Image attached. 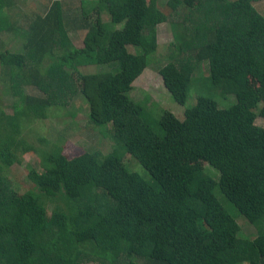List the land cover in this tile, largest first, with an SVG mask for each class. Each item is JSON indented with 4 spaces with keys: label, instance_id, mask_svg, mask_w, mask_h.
Instances as JSON below:
<instances>
[{
    "label": "trees",
    "instance_id": "1",
    "mask_svg": "<svg viewBox=\"0 0 264 264\" xmlns=\"http://www.w3.org/2000/svg\"><path fill=\"white\" fill-rule=\"evenodd\" d=\"M262 1L170 0L163 12L148 0H96L93 9L104 7L111 22H84L80 48L63 29L62 0L22 26L0 16V34L25 40L22 54L0 52L18 104L15 114L0 116V264H264V126L257 124L264 118V15L256 8ZM165 22L182 37L158 73L179 105L191 90L196 102L183 118L164 109L157 120L130 92L158 62V25ZM46 55L62 65L41 74ZM204 63L203 83L235 96L233 103L194 90ZM100 66L101 73L78 71ZM26 84L41 96L25 95ZM75 97L87 106L92 127L110 130V153L68 158L56 145L39 151L24 143L21 118H42ZM21 146L43 166L31 171L33 186L24 192L5 174L19 163ZM125 155L149 176L132 172ZM216 189L258 229L255 238H240Z\"/></svg>",
    "mask_w": 264,
    "mask_h": 264
},
{
    "label": "rangeland",
    "instance_id": "2",
    "mask_svg": "<svg viewBox=\"0 0 264 264\" xmlns=\"http://www.w3.org/2000/svg\"><path fill=\"white\" fill-rule=\"evenodd\" d=\"M52 1L54 0H6L5 2L8 5L2 8L0 16L15 26L16 24L12 20L16 18L19 26H22L21 22L23 20L33 18L35 12H43V10L49 7ZM169 1L148 0V3L156 6L163 12H167L169 10ZM95 3L96 0H62L66 15L62 20L63 29L68 33L70 40L76 48L82 47V40L88 31L87 29H82L84 22H88L90 25H95L98 19L104 23L111 22V17L104 7L97 5L93 9ZM256 8L264 15V1L257 3ZM14 34L9 32L0 34V52L7 49L10 53L22 54V47L25 40L22 37H16ZM178 35L182 37V33H178L170 22L158 25L159 47L156 57L159 60L145 70L143 76L136 82L134 90L130 92V97L135 102L146 103V106H151L150 108L146 107V111H149L157 120L160 119L164 109H169L180 118H183L186 107L192 106L196 102V98H194L196 93L193 94L191 90L187 104L185 106L179 105L165 88L163 79L157 70L159 67L168 63V57L171 55L172 49H174L173 45L179 43ZM131 50L133 52L137 51L133 47ZM59 64L62 65L58 59L46 55L42 64L38 66V69L41 67L39 69L40 73L44 74L49 66ZM102 67L96 68L97 70L95 68H79L78 71L80 74L101 73L102 70L100 68ZM208 68L209 66L204 63L195 73L194 78L201 79L202 83L198 86L196 85L197 87H193L194 90L199 95L213 97L220 104H225V102L233 103L235 96H224L218 89L210 91L208 85L203 83V77L208 73ZM0 73V116L5 115L10 117L15 114L14 106L16 103H14L13 97L11 96V87H9L11 83L10 78L6 75V72L2 73L1 67ZM251 83L260 92L258 84L253 80H251ZM22 92L30 97L36 98L41 96L39 91L31 84L24 85ZM193 99L194 102L192 103ZM153 103L154 105L152 106ZM43 114L44 116L42 118H33V116L29 115L28 117L20 119L23 126L19 130V135L25 140L24 143H27V146L29 145L40 151L42 149H50L56 145L68 158L79 156L84 152L96 151L101 155H106L112 151L114 143L111 139L110 130L91 126L87 116L88 108L85 106L81 97H75L65 108H47ZM257 124L264 126V118H258ZM2 130L4 135L5 130ZM18 151L19 163H13L7 168L5 174L14 190L24 192L33 186L29 178L31 171L40 172L43 170V166L40 162V157L35 152L26 151L22 146ZM124 163L132 172L149 176L148 172L135 158H130L128 155H125ZM203 164L208 173L212 174L216 179H219L218 175L220 177V173L218 170L206 163ZM215 194L225 209L234 215L238 222L240 226V238H255L258 235V229L238 211L236 206L227 199L220 189H216ZM56 204V202L50 203L48 210H52ZM238 264H241V262ZM243 264L246 263L243 262Z\"/></svg>",
    "mask_w": 264,
    "mask_h": 264
}]
</instances>
